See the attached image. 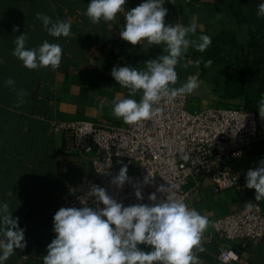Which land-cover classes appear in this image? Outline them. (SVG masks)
Listing matches in <instances>:
<instances>
[{
	"label": "crops",
	"instance_id": "crops-1",
	"mask_svg": "<svg viewBox=\"0 0 264 264\" xmlns=\"http://www.w3.org/2000/svg\"><path fill=\"white\" fill-rule=\"evenodd\" d=\"M89 2L0 0V201L9 203L13 217H19L27 241L26 247L17 249L5 264H43L47 245L56 235L53 217L60 208L63 185L92 173L89 161L66 152L63 135L55 131L53 121L126 124L113 115V102L118 95L123 99L130 93L112 77L113 67L143 68L144 61L163 54L160 45L142 42L133 46L121 38L123 12L113 21L93 24L86 15ZM140 3L141 0H127L125 7L130 9ZM165 7L169 10L167 22H195L197 36L204 33L213 39L222 32L238 30L227 4L166 0ZM37 12L53 20H70V35L50 36ZM16 26L19 31L14 32ZM24 32L28 33L26 47H37L44 40L61 45L62 60L57 69H29L13 55L14 36ZM200 56V51L190 47L175 69L176 87L190 76L198 79L199 87L185 94L196 109L221 102L213 81L203 73ZM9 79L13 84L6 83ZM141 94L137 92L134 98L138 101ZM100 104L103 108L98 107ZM251 190L245 183L240 190L215 193L211 180L206 179L191 191L186 203L209 221L201 238L204 251H196L198 264H264V237L231 242L230 249L237 258L229 262L220 259L216 241L204 240L211 235L214 219L248 202L259 203ZM260 202L264 206V199ZM140 247L147 250L148 246Z\"/></svg>",
	"mask_w": 264,
	"mask_h": 264
},
{
	"label": "clouds",
	"instance_id": "clouds-1",
	"mask_svg": "<svg viewBox=\"0 0 264 264\" xmlns=\"http://www.w3.org/2000/svg\"><path fill=\"white\" fill-rule=\"evenodd\" d=\"M172 2V0H171ZM127 0H90L86 15L93 24L113 21L124 13L120 30L123 40L131 45L147 43L160 45L163 54L144 61L145 67L116 65L111 75L130 96L114 100L113 115L126 124L151 120L159 112L162 99L169 101L192 93L199 87L198 79L190 76L179 87L176 66L190 47L203 52L211 44V37L200 33L198 25L167 22L166 0H141L133 8H126ZM45 30L53 37H67L71 33V21L36 13ZM257 16L264 17V0L258 4ZM19 27L14 28V32ZM28 33L14 36L13 55L29 69L55 70L62 60L59 43L44 40L37 47H26ZM212 60L206 62L211 65ZM7 84H13L11 79ZM142 92L137 101L134 97ZM103 108V104L98 106ZM259 115L264 118V95L258 102ZM187 155L183 159H187ZM149 173V172H148ZM150 175L145 178L149 182ZM129 180L128 168L121 167L112 183L123 187ZM246 187L255 189V201L264 199V159L256 168L246 171ZM157 192L166 194L158 198L156 192L149 195L150 203L143 202L139 189V203L125 205L110 196L104 187L93 185L88 193L96 206L61 207L53 217L56 233L47 245L43 264H198L196 251H204L201 238L209 221L183 199L174 197L170 184H161ZM253 202H248L251 207ZM103 205V206H101ZM27 245L25 229L19 225V217H13L9 203L0 201V264L17 250ZM146 245L147 250L140 247ZM195 250V251H194Z\"/></svg>",
	"mask_w": 264,
	"mask_h": 264
},
{
	"label": "built area",
	"instance_id": "built-area-1",
	"mask_svg": "<svg viewBox=\"0 0 264 264\" xmlns=\"http://www.w3.org/2000/svg\"><path fill=\"white\" fill-rule=\"evenodd\" d=\"M151 120L136 124H106L80 119L53 121L55 131L63 135L66 152L89 161L92 173L63 185L61 207H95L88 193L93 185L125 205L144 203L161 185L172 186L174 197L188 202L191 191L209 179L215 193L237 189L246 183V171L234 172L229 161L242 158L255 143L264 139V118L242 107H193L189 96L169 101L162 99ZM187 155V159L183 156ZM127 166L129 180L124 186L112 183L121 167ZM253 168V167H252ZM149 172V173H148ZM150 177L149 182L145 178ZM103 206V205H101ZM264 237V210L253 202L212 221L211 235L222 261L237 258L230 249L233 241Z\"/></svg>",
	"mask_w": 264,
	"mask_h": 264
},
{
	"label": "trees",
	"instance_id": "trees-1",
	"mask_svg": "<svg viewBox=\"0 0 264 264\" xmlns=\"http://www.w3.org/2000/svg\"><path fill=\"white\" fill-rule=\"evenodd\" d=\"M192 1L200 3L203 0ZM213 1L219 6H229L233 19L237 21L236 27L246 34V41L240 42L236 31L222 32L211 39L210 46L200 51L203 73L216 72L215 84L219 87L216 86L219 94L240 98L246 103L247 107L244 108L259 112L258 102L264 95V17L257 16L261 0ZM209 59L212 64L206 66ZM234 77L241 80L222 86L228 78L233 81ZM261 159H264V139L255 143L242 158L231 159L229 165L234 172H238L258 167ZM255 194L256 190L252 189L254 199ZM258 202L264 210L260 200Z\"/></svg>",
	"mask_w": 264,
	"mask_h": 264
},
{
	"label": "rangeland",
	"instance_id": "rangeland-1",
	"mask_svg": "<svg viewBox=\"0 0 264 264\" xmlns=\"http://www.w3.org/2000/svg\"><path fill=\"white\" fill-rule=\"evenodd\" d=\"M232 28V27H231ZM236 31V36H237V39L240 41V42H245L246 40V34H244L245 32H243V31H241V30H235ZM216 72H209V73H207V75H206V78H208L209 80H212L213 81V84H214V86H215V90L217 91V89H216V86L218 87V85L217 84H215V81H217V78H216ZM238 80H241V79H238V78H233V81H231L229 78L227 79V82H223V81H225V79L224 80H222V82L224 83H222L223 85L222 86H224V85H230V84H234L233 82L234 81H238ZM219 88V87H218ZM236 92H237V90H236ZM217 97H218V99H220L221 100V102H219L218 104H210V105H215V106H221V107H228V106H233V107H242V106H244V107H247L246 106V103L242 100V99H240V98H231L230 96H227V97H225L226 95L225 94H219V92L217 93ZM234 95V94H233ZM219 100V101H220ZM210 105H208V106H210ZM208 106H206V105H204V107H208ZM203 107V108H204ZM201 109V108H200ZM263 124H264V122H263Z\"/></svg>",
	"mask_w": 264,
	"mask_h": 264
}]
</instances>
